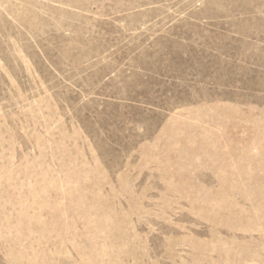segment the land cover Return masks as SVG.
I'll list each match as a JSON object with an SVG mask.
<instances>
[{"label": "rangeland", "instance_id": "374dc122", "mask_svg": "<svg viewBox=\"0 0 264 264\" xmlns=\"http://www.w3.org/2000/svg\"><path fill=\"white\" fill-rule=\"evenodd\" d=\"M0 264H264V0H0Z\"/></svg>", "mask_w": 264, "mask_h": 264}]
</instances>
